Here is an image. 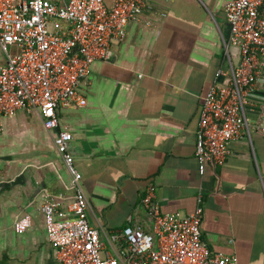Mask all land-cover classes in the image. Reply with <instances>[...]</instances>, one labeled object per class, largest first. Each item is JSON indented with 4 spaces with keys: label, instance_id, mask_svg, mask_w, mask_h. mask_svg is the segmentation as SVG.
Returning <instances> with one entry per match:
<instances>
[{
    "label": "crops",
    "instance_id": "0c3cea01",
    "mask_svg": "<svg viewBox=\"0 0 264 264\" xmlns=\"http://www.w3.org/2000/svg\"><path fill=\"white\" fill-rule=\"evenodd\" d=\"M148 1L154 9L131 22L126 38L112 42V57L82 81L86 105L59 110L58 129L47 130L38 112L0 116V264H59L43 205L50 197L68 210L73 199L54 142L65 128L88 220L103 234L130 224L151 230L142 198L152 184L164 212L190 213L203 197L202 237L211 249L264 264V134L255 127L264 123V85L248 107L251 139L233 142L226 163L202 173L196 145L205 96L217 71L240 61L238 48L226 53V0H185V10L179 0ZM27 214L31 227L17 233Z\"/></svg>",
    "mask_w": 264,
    "mask_h": 264
},
{
    "label": "built area",
    "instance_id": "2783aa9c",
    "mask_svg": "<svg viewBox=\"0 0 264 264\" xmlns=\"http://www.w3.org/2000/svg\"><path fill=\"white\" fill-rule=\"evenodd\" d=\"M153 9L148 0L111 5L106 0H0V116L38 112L47 130L58 129L61 108L86 105L79 89L92 65L109 60L112 42L123 41L127 26ZM224 13L230 26L227 57L229 47H236L240 61L235 65L230 59L220 68L205 96L196 145L202 173L208 165H224L233 142L251 139L248 107L264 85V0H226ZM12 47L18 52L12 54ZM255 127L264 134V123ZM72 140L67 128L54 137L72 176L73 199L68 210L50 197L43 205L47 238L59 264H239L237 255L215 252L203 239V197L190 213L164 212L152 184L142 198L151 230L130 224L103 234L88 220ZM31 225L27 214L14 227L23 233Z\"/></svg>",
    "mask_w": 264,
    "mask_h": 264
},
{
    "label": "rangeland",
    "instance_id": "374dc122",
    "mask_svg": "<svg viewBox=\"0 0 264 264\" xmlns=\"http://www.w3.org/2000/svg\"><path fill=\"white\" fill-rule=\"evenodd\" d=\"M179 4L182 5L183 10L187 9V7H186V4H187V3H186L185 0H179ZM195 17H200V16L196 15ZM10 50H11V53H12V54H15V53L18 52V50H17L16 47H12V48H10Z\"/></svg>",
    "mask_w": 264,
    "mask_h": 264
}]
</instances>
